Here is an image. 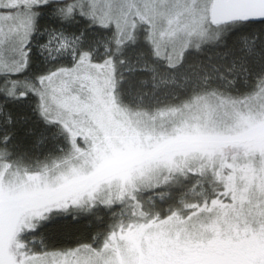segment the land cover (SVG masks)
<instances>
[{
	"label": "snow or ice",
	"instance_id": "6c2138e0",
	"mask_svg": "<svg viewBox=\"0 0 264 264\" xmlns=\"http://www.w3.org/2000/svg\"><path fill=\"white\" fill-rule=\"evenodd\" d=\"M0 264H264V0H0Z\"/></svg>",
	"mask_w": 264,
	"mask_h": 264
}]
</instances>
